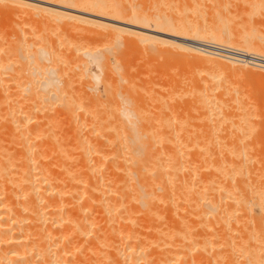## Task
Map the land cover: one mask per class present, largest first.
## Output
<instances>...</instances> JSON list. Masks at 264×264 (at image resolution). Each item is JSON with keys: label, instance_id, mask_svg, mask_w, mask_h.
Wrapping results in <instances>:
<instances>
[{"label": "bare ground", "instance_id": "bare-ground-1", "mask_svg": "<svg viewBox=\"0 0 264 264\" xmlns=\"http://www.w3.org/2000/svg\"><path fill=\"white\" fill-rule=\"evenodd\" d=\"M1 15L33 30L0 28V264H264V99L239 84L264 79V0H0ZM83 37L182 64L171 112L155 104L148 126L99 97L88 69L109 76L113 52L101 66Z\"/></svg>", "mask_w": 264, "mask_h": 264}, {"label": "rangeland", "instance_id": "rangeland-1", "mask_svg": "<svg viewBox=\"0 0 264 264\" xmlns=\"http://www.w3.org/2000/svg\"><path fill=\"white\" fill-rule=\"evenodd\" d=\"M43 4V3H42ZM45 4V3H44ZM146 4H148V3H146ZM146 4H144V5H146ZM142 5V4H141ZM144 5H142L143 7L142 8H145L144 7ZM147 6V5H146ZM141 7V6H140ZM147 7H149V6H147ZM231 9V14H233L235 11L237 12V9L236 10H234V9H232V8H230ZM4 12H6V14H10V12L8 11V13H7V11H5L4 10ZM3 12V13H4ZM3 13H1V14H3ZM12 13V12H11ZM5 14V13H4ZM5 14V15H6ZM12 14H14V13H12ZM3 15H1L0 16V19H2L3 17H2ZM11 16V15H10ZM9 16V17H10ZM14 16H16L15 14H14ZM21 16V17H20ZM20 16H18L17 15V17H20L21 19V21L22 22H24L25 21V19L26 18H24V19H22V17H23V15H20ZM25 16V15H24ZM7 17H8V15H7ZM7 17H5L6 19L5 20H2V23H3V26H5V23L4 22H6L7 23V25H8V20L12 23V24H16V25H13L12 27L13 28H11V23H9V27L7 28V27H5V29L6 30H10V31H6V33H4L3 31H1V33L3 32V35H6V36H11V35H9L7 32H10L11 33V30L13 31L12 33H14V30L15 31H18V29H19V31L21 32V30H23L24 28V31L25 30H27V29H29L30 27L28 26V24H26L27 23V21H26V23L24 24V23H22L21 21H20V23H18L19 21H16L15 19H19V18H16V17H14L15 19H14V21L11 19L12 17H13V15H12V17L10 18V19H7ZM28 19V18H27ZM264 19V18H263ZM24 20V21H23ZM240 20V19H239ZM257 21H259L258 19H257ZM264 22V20H262L261 19V21H259V22ZM1 22V21H0ZM29 22V21H28ZM22 24H24V25H22ZM113 24H116V23H113ZM262 24V23H261ZM25 25H27V27L28 28H26L25 27ZM31 26H32V24H30ZM117 25H119V23H117ZM121 25H123V24H120V26ZM263 25H264V23H263ZM0 26H1V23H0ZM3 26H1L0 28H2L3 29ZM18 26H19V28H18ZM23 26V27H22ZM20 27H22V28H20ZM17 28V29H16ZM127 28H135V27H127ZM261 28H263V30H264V27H261ZM1 29V30H2ZM31 29V28H30ZM137 29V28H136ZM4 30V29H3ZM31 30H33V29H31ZM31 30H27V31H25V32H29V31H31ZM138 30H140V29H138ZM142 31H144V30H142ZM19 32V33H20ZM144 32H147V33H150V34H153V35H157V36H161V35H158V33H155V32H153V31H144ZM1 33H0V35H1ZM11 33V34H12ZM5 36V37H6ZM13 36V39H14V35H12ZM1 37H3L2 35H1ZM5 37H3V39L5 38ZM8 37H6L8 40L10 39V37L8 38ZM5 38V39H6ZM69 38V37H68ZM85 38V39H84ZM166 39H169V40H172L171 39V37H165ZM3 39H1V41L3 40ZM6 39V41H8ZM12 39V37H11V39L10 40H13ZM70 39V38H69ZM90 39V40H89ZM91 39H93V41L91 40ZM98 38H95V37H91V38H86V37H83L81 40H80V46L82 47L83 46V48H85V50L87 51V52H89V53H91V54H93V56L96 58V60L98 61V62H100V64H101V66H102V61L104 60V55H109L110 53H112L113 52V56H114V58H112L113 60H112V65L114 66H112L113 68H112V70H111V72L109 73L110 75L108 76L109 78H111V76H112V79H114L115 80V83H113L114 82V80L112 81L111 79H108V81H107V76H105L106 74H108V73H103V70H101L100 68H99V66L98 65H96V63H91L90 64V66H89V69H88V72L89 73H91V75H96V76H98L99 75V77H100V79L98 80H95L96 79V77L94 76V78L95 79H93V80H91L92 79V77H91V83H92V86L95 88V87H97V88H99L100 90H98V91H101L100 92V94H99V97H101L103 94L105 95L106 94V91L107 90H111V93L108 91L107 92V96L105 95L103 98H108L109 97V95L108 94H110V97H112L111 95H113L114 97L113 98H111V99H115L114 101H111V104H112V102H120V103H122L123 104V106L124 107H127V108H129V110H130V108H133V111L134 112H136L135 114H134V116L136 115V116H139V117H141L140 119L142 120V121H144L145 122V124L147 125L148 124V126H150V125H153V124H155L156 123V121H158V119L161 117V112H162V110L164 109L163 107H160L159 108V110H157L158 109V107H156L155 106V104H157V105H167V107L165 108V110L167 111V112H171V109L169 110V106H168V104H167V100L165 99V97H166V95H167V97H168V94H169V89L167 90L166 88H169V86L168 85H171L172 84V82H173V79L174 78H176V75H180V76H185L186 74H184L187 70H186V68L182 65V64H180V63H178V64H176V62L173 60V59H164V57H163V52H161V50H163V48L162 47H159L158 45V47L157 46H155L154 48H149V47H147V46H149L150 45V43L149 42H146V43H143V45H141V42L139 41L138 42V40H136L135 42H138V43H135V42H130L131 44V46L130 45H128V43H126V40L125 39H123L124 41L123 42H125V43H117V42H115V40H112V39H108L107 37H101V38H99V39H101V40H97ZM106 39H108V40H110V41H108V40H106ZM85 40H88V41H85ZM131 40H133V39H131ZM174 40H177V41H182V40H178V39H174ZM2 42H4V41H2ZM9 42V44H10V41H8ZM12 42V41H11ZM82 42V43H81ZM7 43V42H6ZM85 43V44H84ZM117 43V44H116ZM3 44V43H2ZM8 44V43H7ZM6 44V45H7ZM83 44V45H82ZM124 44H127L126 46L124 45ZM204 44V43H203ZM4 45H5V42H4ZM4 45H2V46H4ZM205 46H201L202 48H204V49H207V50H215V49H212V48H210V47H207V46H212V47H216V48H219L220 46L219 45H216V44H213V43H205L204 44ZM198 46V45H197ZM219 46V47H218ZM9 47V46H8ZM5 48V47H4ZM7 48V47H6ZM5 48V50H7ZM150 49H152V50H150ZM150 52H149V51ZM8 51V50H7ZM14 50H9V52H7V53H9V54H11V52H13ZM5 52V51H4ZM3 52V53H4ZM16 52V51H15ZM153 52V53H152ZM6 53V52H5ZM6 53V54H7ZM14 53V52H13ZM109 53V54H108ZM115 53V54H114ZM146 53V54H145ZM150 53V54H149ZM221 53H223V54H225V55H230V56H235V57H239V58H243V55H245L244 53H230V52H227V51H221ZM3 55V57H7L9 54H7V55ZM16 54V53H15ZM15 54L13 55V56H15ZM12 55H10V57L11 58H13L12 57ZM242 55V56H241ZM112 56V57H113ZM9 57V56H8ZM9 57V58H10ZM15 58V57H14ZM254 62L255 63H257V64H262L261 63V61H259V60H254ZM17 63V62H16ZM179 64H180V66H179ZM97 66V67H96ZM164 69V71H165V74L163 73L164 71H163V69ZM184 68V69H183ZM255 68L256 69H258L259 67H256L255 66ZM162 69V70H161ZM106 70V71H105ZM166 70H167V72H166ZM170 70V71H169ZM186 70V71H185ZM157 71H160V74H159V72H157ZM161 71H163L162 73L164 74V75H166V73H167V75L170 73V76L168 77L167 75L163 78L162 76H164L162 73H161ZM104 72H108L107 71V69H104ZM173 74V75H172ZM160 75H162L161 76V78H160ZM114 77V78H113ZM150 77V78H149ZM153 77V78H152ZM157 77V78H156ZM105 78H106V80H105ZM163 78V79H162ZM170 78V79H169ZM173 78V79H172ZM252 78H254V79H252ZM248 77L247 79H245V81H241L239 84L240 85H242V88L244 89V91H245V88L248 90V91H251V95H253L254 97H259V99L260 100H263L264 99V79H262L261 80V78H256V77ZM84 79H86V78H84ZM150 79V80H149ZM109 80H110V83L112 84L111 85V88H110V85H109V83H107L108 85L106 86V83H105V81H107V82H109ZM149 80V81H148ZM248 80V81H247ZM94 81V82H93ZM169 81V82H168ZM171 82V83H170ZM233 82V81H232ZM167 83H170V84H167ZM243 83V84H242ZM105 85V88L107 87L108 88V86H109V89H107V90H105V93H104V85ZM164 84V85H163ZM96 85V86H95ZM166 86H168V87H166ZM245 86V87H244ZM171 87V86H170ZM113 88V89H112ZM160 89H161V91H160ZM165 89L167 90V93H165L166 91H165ZM113 90V91H112ZM164 90V91H163ZM246 90V91H247ZM147 91H148V93H147ZM245 91V92H246ZM165 94H164V93ZM160 93L163 95V99H161L160 97H161V95H160ZM102 94V95H101ZM257 95V96H256ZM122 98H121V97ZM109 97V98H110ZM166 97V98H167ZM183 96L182 95H180V92L177 90V93H176V95L174 96V98H175V105H177V103L176 102H180V100H181V98H182ZM118 98V99H117ZM145 98V99H144ZM157 98V99H156ZM160 98V99H159ZM167 101V102H162V101H165V100ZM168 99V98H167ZM99 100H100V98H99ZM101 100H102V98H101ZM100 100V102H103V101H101ZM106 99H104V101H105ZM161 100V101H160ZM99 102V103H100ZM106 103H107V105L110 103V101L108 102V99H107V101H105ZM156 102H158V103H156ZM104 103V102H103ZM99 105V107H100V109H102L103 107H102V105L105 107V104H98ZM106 105V106H107ZM160 105V106H161ZM102 107V108H101ZM136 107V108H135ZM162 108V109H161ZM171 108V107H170ZM135 109H137V110H135ZM156 109V110H155ZM161 109V110H160ZM132 110V109H131ZM137 111H138V113H137ZM141 111V112H140ZM159 111H161V112H159ZM132 112V111H131ZM133 112V113H134ZM158 113H159V115H160V117H159V115H158ZM139 114V115H138ZM156 114V115H155ZM142 115V116H141ZM163 115V114H162ZM135 116V118H137ZM154 116H157V117H154ZM138 117V118H139ZM135 118H133V119H135ZM137 118V119H138ZM153 118H155V120L156 121H154V119ZM132 119V120H133ZM137 119H136V121H137ZM139 119V120H140ZM154 121V122H152V120ZM124 120L127 122L128 121V118L127 117H125L124 118ZM140 120V121H141ZM150 120H151V122H150ZM134 121V120H133ZM138 122V121H137ZM140 124H141V122H139ZM143 123V122H142ZM59 127L61 128V125L59 124ZM60 128H58V127H53L52 129V132L53 133H57L58 131H60ZM64 128V126L62 127V129ZM61 129V130H62ZM251 139V138H250ZM249 139V140H250ZM259 139V138H258ZM257 138H253V141H257L258 140ZM261 139H263V143H264V138H261ZM246 140H248V139H246ZM260 140V139H259ZM257 142H259V143H261L260 144V147H261V145H262V142H260V141H257ZM263 147H264V145H263ZM263 147L261 148V149H263ZM264 150V149H263Z\"/></svg>", "mask_w": 264, "mask_h": 264}]
</instances>
